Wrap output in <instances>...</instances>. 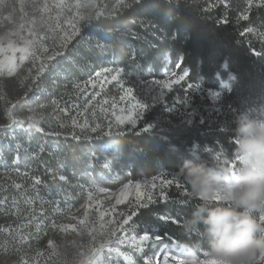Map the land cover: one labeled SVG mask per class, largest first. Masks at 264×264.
Instances as JSON below:
<instances>
[{
  "label": "trees",
  "instance_id": "trees-1",
  "mask_svg": "<svg viewBox=\"0 0 264 264\" xmlns=\"http://www.w3.org/2000/svg\"><path fill=\"white\" fill-rule=\"evenodd\" d=\"M149 2L151 9L144 11L135 0H127L113 14L82 23L80 35L88 41L76 48V62L68 64L69 78L80 79L84 77L82 71L85 74L112 64L127 76L133 73L146 81L164 80L161 68L168 55L172 70L177 67V73H187L185 80L128 133L102 137L99 141L49 139L36 158L19 152L17 169L27 171L28 175L15 176L25 187L36 186L35 203L42 197L52 205L59 198L64 210L80 208L85 202L81 189L88 182L85 174L89 172L96 185L116 191L130 182L153 181L163 173L177 175L185 159L230 166L234 163L229 158L235 147L230 131L234 127L233 116L243 110L264 113V7L258 6L259 0H254L251 8L248 0ZM94 43L104 45L105 49H96ZM225 82L231 84L229 92L222 91ZM197 85L202 87L200 94L192 89ZM215 92L223 95L217 104L208 94ZM176 100L182 101L180 106ZM184 102L192 114L184 109ZM171 105L176 109L168 112ZM146 126L151 129L145 130ZM194 145L196 153H192ZM0 149L9 163L15 161L13 153L5 151L4 143ZM57 159L63 165L58 166ZM103 165H109V169H103ZM83 175L85 179L79 178ZM37 178L40 183L35 182ZM180 183L185 185L182 180ZM160 190L154 189L153 198L159 200ZM165 191L167 202L141 209L134 225L142 233L149 231L165 237L162 243L184 255L181 246L196 239L194 232L189 234L185 222L200 201L183 195L174 185L165 186ZM159 217H173L178 223H166ZM211 259L217 261L201 252L200 262Z\"/></svg>",
  "mask_w": 264,
  "mask_h": 264
},
{
  "label": "rangeland",
  "instance_id": "rangeland-1",
  "mask_svg": "<svg viewBox=\"0 0 264 264\" xmlns=\"http://www.w3.org/2000/svg\"><path fill=\"white\" fill-rule=\"evenodd\" d=\"M126 2L0 0V144L4 143L5 151L12 152L16 158L9 163L0 149V264H127L124 257L111 250L119 247L122 252H131L129 243L117 244V239L118 236L128 238L132 229L117 231L115 222L122 219L121 214L126 217L130 212L137 192L144 201L154 194L155 188H161L164 180L172 179L173 175L163 173L153 181H138L139 189L135 187L137 182H130L127 189L123 186L114 191L96 185L89 172L85 174L89 177L88 182L81 189L85 198L83 206L64 210L59 198L52 205L42 197L35 203L36 186L25 187L15 176L28 175L27 171L17 169L19 152L36 158L49 139L78 141L73 138V132L82 141H99L102 137L117 135L116 132L128 133L144 120L151 108L163 101L166 94L180 87L181 82L173 83L171 90L163 86V81L173 82L185 72L177 73V67L172 70L168 55L161 68L164 80L151 78L146 81L138 74L127 76L122 71L118 82L112 81L108 74L96 76L104 69L101 67L85 74L82 71L84 77L80 79L69 78L68 69L71 67L68 64L76 62V48L88 41L80 35L81 24L97 16L113 14ZM94 46L105 49L99 43ZM65 50L68 55L62 59L58 54ZM53 57L59 61L58 65ZM54 66L56 70L50 71ZM81 68L84 70L85 67ZM105 68L117 69L112 64ZM89 80L92 83H87ZM77 84L79 88L75 87ZM127 88L132 89L135 100L126 96ZM201 88L197 85L192 89L200 94ZM226 89L230 91L231 86ZM208 94L214 104L223 96L221 92ZM136 101L144 106L140 119L119 129L115 127L116 116H128ZM175 103L180 106L182 101L176 100ZM186 104L184 102L183 106L188 110ZM168 108V112L176 109L172 105ZM188 114L192 112L188 110ZM132 115L135 117V112ZM109 124L113 125L112 131L108 129ZM95 125L100 128L92 133L90 127ZM145 129L151 128L146 126ZM35 135L38 136L33 138ZM86 135L92 139H84ZM35 143L38 146L34 147ZM197 151V145H194L192 153ZM57 160L58 166L63 165ZM89 166L94 168L91 164ZM102 168L109 169V165ZM79 178L85 179V176ZM132 228L137 236L143 234L134 224ZM156 251L159 264H163V253L178 255V259H170L169 264H184L183 253L171 251L165 243H161ZM134 259L136 264H143L138 254ZM209 261L220 264L215 259ZM254 264H264V252L257 254Z\"/></svg>",
  "mask_w": 264,
  "mask_h": 264
},
{
  "label": "clouds",
  "instance_id": "clouds-1",
  "mask_svg": "<svg viewBox=\"0 0 264 264\" xmlns=\"http://www.w3.org/2000/svg\"><path fill=\"white\" fill-rule=\"evenodd\" d=\"M232 124L236 163L191 158L177 172L200 201L185 222L196 239L181 246L184 264H200L201 252L220 264H254L264 252V113L239 111Z\"/></svg>",
  "mask_w": 264,
  "mask_h": 264
},
{
  "label": "snow or ice",
  "instance_id": "snow-or-ice-1",
  "mask_svg": "<svg viewBox=\"0 0 264 264\" xmlns=\"http://www.w3.org/2000/svg\"><path fill=\"white\" fill-rule=\"evenodd\" d=\"M253 2H254V0H248L249 8H251ZM135 3L138 5V7L141 10H144V11L151 9V7H152L149 0H135ZM258 6L264 7V0H259ZM243 18L247 19V16H244ZM58 55L66 58L68 55V52H67V50H65L63 53H60ZM256 55H260V54L256 53ZM52 59L57 60L56 57H53ZM58 64H59V61L57 60L56 65H58ZM49 70L54 72L56 70V66L51 67ZM122 71L123 70L119 69V68H117V69L104 68L101 72H97L96 76L101 77L105 74H108L110 77V80L118 82L119 77H120V73ZM113 72L115 73V75H112ZM173 75L175 76V73H173ZM186 76H187V73L183 72V74L180 75L173 82L163 81L162 82L163 86L166 89L171 90L173 83L179 84L181 81L185 80ZM87 83H92V81L89 80ZM75 87L79 88V85L77 84V85H75ZM121 87L123 88V86H121ZM189 87H191V86L187 85V88H189ZM132 93H133V91L131 88L126 89V93H125L126 96L130 97L132 100H135L136 98L132 95ZM143 109H144V106L142 104H140L138 101H136V103L132 105V108L129 111L128 116H119V115L116 116L115 127H117L119 129L120 126H122L126 123L129 125L136 123V121L138 119H140V113L143 111ZM133 112H135V117H133V115H132ZM72 123H73V126L76 125L75 120H73ZM99 128H100V125H95V126L90 127V131L92 133H96ZM112 128H113V125L109 124L108 125L109 131H112ZM145 130H147V129H145ZM116 134L119 135V132H116ZM72 135H73L74 139H77V140L81 139V137L76 135L74 132L72 133ZM98 138L99 137L97 136L96 139H98ZM84 139H92V137L86 135L84 137ZM17 147H19V146H17ZM41 151H43V149H41ZM229 159L231 161H233L234 163H236L235 154L232 157H230ZM153 179L155 180L156 178H153ZM35 182L40 183V180L37 178L35 180ZM173 185L175 187H177V189L180 190L183 195L193 196L191 194V192L188 190L186 185H181L180 177H177L175 174H173L171 180H164L163 183L161 184V190L159 193V200H157V199L153 198V196L149 195L146 200L142 201L141 197H140V193L137 192L136 201L133 204V206L131 207L130 212L127 214L126 217L124 216V214H121L122 219L115 222V227H116L117 231L119 230L122 232H128L129 229H132V233L130 234V236L128 238L125 239V238H121L120 236H118V239H117V244L129 243L132 251L131 252H122L119 247H116L115 249L111 250V251L115 252L118 256L124 257L127 264H136V260L134 259V256H136L137 254L142 258L143 264H159V260L157 257V251L156 250L159 249L160 244L164 241L165 237L158 235V234L153 235L149 231H145L143 234H140L139 236H137L135 234V229H133L132 226H133V224H135L134 218L138 217V215L141 212V209L149 208V206L151 204H155V203H158L160 201L167 202L168 195H167V192L165 191V186L171 187ZM128 187H130V184L124 185V189H127ZM135 187L137 189H139L140 183L137 182ZM153 187H155V184H153ZM124 189H122V191ZM159 219L163 222H166V223L167 222L178 223V221L173 217H159ZM189 234L192 235V232H189ZM170 259L172 261H175L178 259V255L177 254L164 255L163 256V264H169ZM204 264H216V262L215 261H206V262H204Z\"/></svg>",
  "mask_w": 264,
  "mask_h": 264
},
{
  "label": "bare ground",
  "instance_id": "bare-ground-1",
  "mask_svg": "<svg viewBox=\"0 0 264 264\" xmlns=\"http://www.w3.org/2000/svg\"><path fill=\"white\" fill-rule=\"evenodd\" d=\"M163 255H165V253H163Z\"/></svg>",
  "mask_w": 264,
  "mask_h": 264
}]
</instances>
